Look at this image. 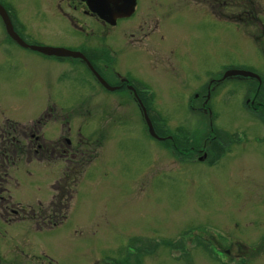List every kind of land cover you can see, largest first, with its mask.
I'll return each mask as SVG.
<instances>
[{"label":"rangeland","instance_id":"rangeland-1","mask_svg":"<svg viewBox=\"0 0 264 264\" xmlns=\"http://www.w3.org/2000/svg\"><path fill=\"white\" fill-rule=\"evenodd\" d=\"M138 2L139 12H164L165 27L144 35V47L125 46L113 62L137 65L139 79L151 81L152 96L143 101L161 140L149 134L135 99L100 84H89L91 91L85 83L91 70L21 47L0 19V166L11 175L3 183L6 208L38 216L63 202L51 221L56 228L37 224L39 217L6 224L0 208V245L9 247L11 264H264V114L249 108L250 79H223L204 99L194 96L200 88L192 70L200 64L213 71L203 85L231 67L264 72V37L225 16L216 24L213 17H220L209 3ZM0 3L29 44L68 47L86 39L56 14V1ZM129 38L119 35L117 43ZM170 58L187 62V70L167 72ZM65 138L80 146L75 157L59 153ZM205 139L206 153L188 149L202 148ZM41 147L48 148L37 153ZM217 231L262 245L239 260L225 252Z\"/></svg>","mask_w":264,"mask_h":264},{"label":"flooded vegetation","instance_id":"flooded-vegetation-1","mask_svg":"<svg viewBox=\"0 0 264 264\" xmlns=\"http://www.w3.org/2000/svg\"><path fill=\"white\" fill-rule=\"evenodd\" d=\"M47 1V0H46ZM54 2H57L58 10L56 9V14H63L65 17H68L70 21L72 22L74 28L78 30L79 32L83 33L86 36V39L82 41L79 44H71L67 48L77 50L82 52L85 57L88 59V61L92 64L93 68L100 74V76L105 80L107 84H109L111 87L114 88V90L111 91H116L117 92H123L122 97H127V98H132V99H147L148 97L152 96V90L150 88V83L149 84L142 80L139 79L140 75H138V66L135 65L136 70H134V66L130 65L129 62H113L115 59L118 58L119 51H123L124 47L127 46L128 44L130 45H135L133 42H138L139 47H144L143 44V38L144 35L148 36L150 34H160L161 29H163L164 23L161 22L162 18L161 16L164 14V12L160 11H151L150 8L143 10L139 12L140 8V2L138 0L136 1L135 4V9L134 12L130 15L124 16V17H115L112 15L113 9L106 8L105 11H99L98 9H92L91 6L88 4L89 0H53ZM186 0H173L174 3H181ZM194 1V3H203L207 4L209 3V9L212 12V14L218 15L220 18L218 19L217 17L215 18V23L219 24L220 21L223 20L222 17H226L227 19H232V21L236 24L238 28L240 23L245 24L248 28L253 29V31H256L257 28H259L260 34L264 37V4L261 3V0H189ZM53 4V3H52ZM54 5V4H53ZM66 8H65V7ZM93 7H95L93 5ZM237 10V11H236ZM67 11L72 12L69 14ZM236 11V12H234ZM181 13V12H179ZM59 14V15H60ZM104 15V17H101ZM140 16V17H139ZM130 19L135 24V27H129ZM166 19V18H165ZM164 19V20H165ZM178 19V18H177ZM177 19L173 18L171 21L170 26L168 25V30L173 29ZM234 19V20H233ZM163 20V22H164ZM128 21V22H127ZM153 23V24H152ZM167 25V24H166ZM134 28V31H133ZM253 38L256 40V44L259 45V39L260 35H256V33L252 32ZM123 35L124 37H129L126 42L124 43H117V36ZM163 35H160L158 40L163 39ZM89 43L90 45H87ZM143 44V45H142ZM141 45V46H140ZM170 45V44H169ZM172 45V44H171ZM130 47V46H128ZM149 47V46H148ZM147 47V48H148ZM173 51V48H170ZM156 54V51H154ZM172 53V52H171ZM71 60H74L72 62L74 63H79L83 69L89 71L91 70L88 61L85 59H79V58H70ZM63 60V59H62ZM60 60V61H62ZM168 61L167 64V72L170 71H176L177 68H182L184 70H187L186 68L189 66L187 62H174L171 60V58ZM156 63V62H155ZM129 64V65H128ZM156 64V71L160 72L161 67L162 69L164 68V63L161 62ZM130 66V67H128ZM125 68V69H124ZM263 69V68H262ZM261 69V70H262ZM193 74L195 76V80L199 84L200 91L196 92L194 96L197 97H203L204 99L206 98H211L213 92L215 93L216 90L222 87V81H223V75H219V77L216 75L213 77L209 78L210 83L203 85L202 77L204 78V75L206 78H208V73L213 72V71H208V70H202L200 64H196L195 66L192 67ZM220 68H217L214 72L217 73L219 72ZM252 74L248 76L244 75H233L230 78L235 79V77H238L241 80H247L249 82V94L251 95L250 103H249V108L256 114L263 116L264 114V72H258L254 68L249 69ZM88 71V70H87ZM92 71V70H91ZM221 71V70H220ZM264 71V70H263ZM93 72V71H92ZM91 72V73H92ZM171 72V73H172ZM135 73V74H133ZM212 74V73H211ZM135 75V76H133ZM92 78H88L86 80V86L88 89L93 91V87H90L89 84H100L104 88L108 89L105 87V85L97 78V76L92 73L91 75ZM141 78V77H140ZM205 78V79H206ZM213 85H215L214 88ZM98 86V85H97ZM48 113L49 112L48 110ZM49 115V114H46ZM31 136H34L32 134ZM170 141L173 139L171 135L168 136ZM20 141V140H18ZM64 141L66 144L64 145L61 150H58L59 153L60 151L66 152L65 158L67 159L66 156L70 157H75L77 155L79 145L74 144L72 140L69 138H65ZM208 139H205L202 144V148L197 149V146H194L195 144L188 145V149L190 151H195L197 153H206L208 151ZM11 144V142H10ZM38 146H40L38 144ZM41 149V148H40ZM47 149V147L44 148V150ZM43 150V152H44ZM42 152V153H43ZM2 168L0 170V208L3 207L4 213L6 212V219H4V222L6 224H12L14 222H25L30 221V218L34 217H39V221L37 224L40 222L45 224L46 221H48V226L52 228H56V224L51 223V221H54V219H58L56 214H59L60 211L63 208L62 201H60L57 204H53L54 210H50L48 214L45 215L43 211H41L38 216H33L36 215L34 211L32 213L30 212L29 214L27 212H24V214H27V217L22 215L20 208L19 209H9L6 208L7 206V201L5 200L3 193L6 191L5 187H3V183L6 181V179L11 178V175L7 171V169L3 166H0ZM72 169H74V165L72 166ZM71 175V170L66 171V176ZM60 186V185H58ZM58 189H61L58 187ZM63 191H65V188H62ZM69 192V190H68ZM66 192V194H68ZM24 211V210H23ZM30 216V217H29ZM220 233L221 231H217V233ZM218 233V237L221 240V244L226 243L225 252H227L229 255L236 256V258L241 259H249L251 258L255 252V248L257 249L258 245L262 244H255L254 246H247L242 242H238L236 238H231L229 235L228 236H223L222 234ZM226 238L224 240L222 236ZM208 239V237H206ZM229 242H233V244H236V250H234V246L228 245ZM264 247V244L262 245L261 248ZM8 250L9 247L5 246L2 247L0 245V264H11L7 257H8ZM36 257H39V255H36ZM17 264V263H13Z\"/></svg>","mask_w":264,"mask_h":264},{"label":"water","instance_id":"water-1","mask_svg":"<svg viewBox=\"0 0 264 264\" xmlns=\"http://www.w3.org/2000/svg\"><path fill=\"white\" fill-rule=\"evenodd\" d=\"M93 9H98L99 11H105L106 8L113 9L112 15L115 17L127 15L131 13L134 9L135 0H90ZM0 15L4 21V24L6 26V30L9 33V35L20 45L24 47H31L33 49L39 50L41 52H44L46 54H55V55H71V56H81L85 58L81 53L77 51H71L65 48L61 47H49V46H37V45H28L15 31L14 26L6 12V10L0 5ZM104 17V15H102ZM233 74H243L248 75L251 74L249 71L245 70H229L225 73V76L233 75ZM98 75V74H97ZM99 76V75H98ZM102 80V78L100 77ZM103 81V80H102ZM104 82V81H103ZM105 83V82H104ZM109 87V86H108ZM139 103L141 105L144 119L146 122V125L148 127V130L150 134L156 138H159V136L156 134L152 121L148 115V112L146 110V107L143 105L142 101L139 100Z\"/></svg>","mask_w":264,"mask_h":264}]
</instances>
